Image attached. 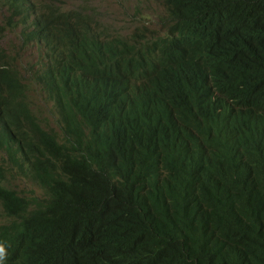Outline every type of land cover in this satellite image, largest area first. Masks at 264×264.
I'll return each instance as SVG.
<instances>
[{
  "label": "trees",
  "instance_id": "16d2710c",
  "mask_svg": "<svg viewBox=\"0 0 264 264\" xmlns=\"http://www.w3.org/2000/svg\"><path fill=\"white\" fill-rule=\"evenodd\" d=\"M44 1L0 41L7 264H264V0H152L164 34L127 36Z\"/></svg>",
  "mask_w": 264,
  "mask_h": 264
},
{
  "label": "rangeland",
  "instance_id": "374dc122",
  "mask_svg": "<svg viewBox=\"0 0 264 264\" xmlns=\"http://www.w3.org/2000/svg\"><path fill=\"white\" fill-rule=\"evenodd\" d=\"M61 1V0H58ZM86 0H74L75 4L84 5ZM89 8L95 7L98 11L102 12L104 16L100 18L101 22L108 23L111 18L114 20V24L117 29L125 30V36L129 35L135 28H140L137 25H140L148 21V27L150 30L158 32V34H164L163 29L161 28V18L164 16V10L162 7H159L157 3L152 0L143 1L142 3L137 0H92L88 5ZM135 7H139L138 13L134 20L130 19L128 16L135 14ZM129 12V13H127ZM5 14L3 8V1L0 0V24L3 21V16ZM118 15V16H115ZM258 28L254 26L249 31H261L262 26L257 25ZM0 39L4 45L11 48L10 43H17L19 38V31L13 30L11 28H5L0 32ZM34 53L33 49L26 48V55ZM39 92V89L36 87H31L30 95ZM46 104H51L45 98L43 91L39 92ZM37 106H40L42 99H38L36 102ZM221 109V111H223ZM206 116V115H205ZM212 125V122L205 121V117L202 121L201 126L208 128ZM20 189H26L28 196H43L42 189L39 187L28 186L25 183L19 182Z\"/></svg>",
  "mask_w": 264,
  "mask_h": 264
},
{
  "label": "clouds",
  "instance_id": "9594fccd",
  "mask_svg": "<svg viewBox=\"0 0 264 264\" xmlns=\"http://www.w3.org/2000/svg\"><path fill=\"white\" fill-rule=\"evenodd\" d=\"M2 1H3V8L5 11V14L3 16V20L6 16V19L16 21V24H18V28H14V29L11 28V29L18 30L19 36H20V32L23 29V27L29 28L30 25L36 19H41L44 17L43 14L45 11V6H47L44 0H14L13 4L10 7L5 6V4H6L5 1H7V0H2ZM59 2L61 5L65 6L67 8H73L76 6L81 7L82 6V5L75 4L74 0H61ZM17 9L19 10V13L16 17H14V11H16ZM1 24H3V21ZM6 28H10V27H6ZM137 29H141V28H137ZM251 32H253L255 35H257L260 31L253 30ZM132 33H133V31L130 34H132ZM0 39H2V38H0ZM260 42H261V37H260L259 41L257 42V44L255 45V48H257L259 46ZM127 54H128V52H127ZM256 61H258V63L262 66V68H264V64L261 61H259V60H256ZM109 62H113L119 66H124V54H119V55L115 54L112 58L109 59L107 64H109ZM29 92L31 93V91H29ZM50 106H53V104L51 103ZM104 107H109V104L104 103ZM60 133H62V132H60ZM2 157H3V155L0 154V158H2ZM7 257H8L7 247L5 246L4 243L0 242V264H7Z\"/></svg>",
  "mask_w": 264,
  "mask_h": 264
}]
</instances>
